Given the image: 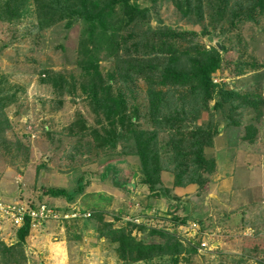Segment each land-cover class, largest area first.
<instances>
[{
    "label": "rangeland",
    "instance_id": "374dc122",
    "mask_svg": "<svg viewBox=\"0 0 264 264\" xmlns=\"http://www.w3.org/2000/svg\"><path fill=\"white\" fill-rule=\"evenodd\" d=\"M36 1L0 0V102L4 104L0 127L7 123L0 135V198L13 202L27 193L35 202L43 198L47 206L56 205L57 212L63 213L67 202L48 192L62 189L71 194L78 179L91 174L93 178L83 194L69 206L92 216L69 231L58 222H47L34 230L29 234L34 239L25 241L27 264H121L114 256L113 245L98 238V229L103 224H113L118 229L127 223L144 228L133 233L138 239L148 237L152 229H163L185 246L198 245L179 264H264V14L250 21L244 6L248 0H213L218 13V8L224 9L220 18L210 19V14L216 13L212 8L199 21L195 14H189L190 21L185 15L184 0L177 5L175 0L148 2L152 28L159 25L175 33H193L192 42L207 49L220 39L224 46L221 69L212 75L218 86L216 92L222 91L213 103L222 106L214 113L218 132L212 146L204 150L205 158L210 159L208 165L213 160L215 163L208 182L200 188H174L172 174H162L164 187L181 201L191 202L193 215L203 213L201 218L188 219L181 226L173 223L162 202L151 198L148 190L137 188L140 164L132 149L133 138L126 134L131 125L132 129L150 128L149 117L158 123L160 114L167 113V105H174L176 98L189 97L188 88L178 85L175 94L171 87L163 86L150 91L149 74L142 66H159L169 54H162L157 60L154 54L119 51L115 57L113 52L100 50L96 57L100 72L97 78L79 65L87 63L81 54L88 46L83 41L91 35L89 25L75 19L68 26L67 17L61 20L59 14L55 23L45 22L37 15ZM67 1L62 0L63 6ZM94 1L100 5L108 2ZM202 1L204 5L212 0ZM71 2L78 7L79 0ZM7 4L9 9H5ZM234 13L239 17L231 23ZM118 32L113 30V39L121 37ZM97 34L105 33L96 30V39ZM190 39V35L177 38L179 49L188 48ZM99 40L110 44L104 36ZM128 65L133 67L132 73ZM56 78L63 80L62 86ZM99 81H109L113 101L106 108L101 106V115L97 116L85 91ZM113 117L115 124L107 120L113 121ZM208 120V114L202 112L195 127L188 124L195 130ZM110 125H115L113 129L123 138L112 151L96 150L88 128L103 134ZM249 127L255 133L252 138L246 136ZM159 139L164 145L169 132L160 133ZM116 165L123 173L124 185L136 182L134 190L116 184L114 172L99 181L106 167ZM96 214L100 220L93 218ZM2 219L0 240L10 245L16 241L14 228L10 217ZM78 238L82 239L80 248L72 246ZM155 239L160 241L159 237ZM167 261L171 264L170 256L154 264Z\"/></svg>",
    "mask_w": 264,
    "mask_h": 264
},
{
    "label": "trees",
    "instance_id": "16d2710c",
    "mask_svg": "<svg viewBox=\"0 0 264 264\" xmlns=\"http://www.w3.org/2000/svg\"><path fill=\"white\" fill-rule=\"evenodd\" d=\"M144 1L145 4H139L137 0H108L107 3L100 5L94 0H79L78 7L76 8L72 2L70 3V0L64 6L62 0H38L36 1V5H38V17L44 19L45 22L55 23L57 21L55 16L59 14L61 20L67 17L68 26L72 25L75 19L83 21L87 24H83L85 26L89 25L88 29L92 30L91 35L88 38L84 37L83 41V45L88 46L83 48L84 52L81 54L85 58L84 62L87 63H79V65L82 70L97 78L100 77V72L96 57L100 50L103 52H113L115 57H117L119 51H124L126 54H154L157 56V60H159L160 55L169 54L168 59L163 58L164 62L159 66H142L149 74L148 84L151 87L150 91H155V87L157 86H163L168 89L171 87L175 94L177 93L178 85L188 88L187 93L189 92V97L187 99L176 98L174 105H167V115L160 114L161 118L158 120V123L148 116L150 118V128L138 126V128L134 127L132 129L131 125L126 134L129 138L130 136L133 138L134 145L132 149L140 164V177L137 182V188L139 186L141 189L148 190L151 198L159 200L167 207L169 216L172 215L171 220L173 223L183 226L186 225L188 219L196 220L197 218H201L203 213L193 215L195 209L191 202L181 201L172 193L171 189L165 188L162 174L165 172L172 174L174 188H184L194 185L200 188L208 182V176L213 171L215 163L212 164L214 160L211 159L213 161L208 165L210 159L205 158L204 150L212 146L213 136L218 132L214 125V113L222 106L219 103H213L214 97L222 95V91L216 92L218 86L213 83L212 75L221 69L223 54L221 51L224 50V46L223 41L220 39L218 42L220 48L214 45L207 49L203 45L192 42L193 33H175L159 25L156 28H152L149 24L150 8L148 7V2L153 1L154 3L156 0ZM178 2L179 0H175L176 5ZM184 2L186 6L185 15L190 21L192 20L189 17L191 13L195 14L199 21L202 19L204 12H208L209 14L212 8H215L216 11V1L213 0L204 5L202 0H184ZM244 6L247 11L245 14L246 19L250 21H255L254 17L264 14V0H248ZM5 9H9L8 4ZM218 10L221 14L224 12V9L218 8ZM4 13L8 16L7 12ZM220 13L216 11L214 15L210 14V19H217V16L220 18ZM238 17L239 14L234 13L231 16L230 22L232 23ZM43 27L45 26L42 25ZM96 30L102 31L105 34H97L98 38L96 39ZM113 30H118V34H121L118 40L113 39ZM187 35L191 36L190 42H187L189 46L180 50L177 38L184 39ZM102 36L109 41V45L99 40ZM128 44L129 47L127 46ZM115 60L119 61L118 58H115ZM127 68L129 73H132L133 67L128 65ZM112 79L113 77L110 76V80ZM56 80L62 86L63 80L59 78H56ZM102 83V81H99L97 84L93 83L94 87L90 91H85L89 94V103L92 111L94 110L97 116L101 115L98 113L102 108L101 106L106 108L105 106H108L106 104L113 101L111 97L112 87L108 85L109 81L107 84ZM225 93L226 95H232L229 92ZM178 101L180 105H177ZM1 102L0 111H3L2 105L4 104ZM202 112L208 114V122L201 127L198 126L200 128L192 130L195 127L194 122ZM107 120L114 122V124L116 122L115 117H113V121L110 118H107ZM6 124V122L1 124L0 135L6 129L4 126ZM160 124L163 126L160 127ZM110 126L103 134L88 128L87 133L91 135V141L94 142L93 147L96 150L112 151L116 147V142L123 138L122 134L113 129L115 125ZM164 132H169V140L164 145H161L159 136L160 133ZM252 133L255 134L251 127H249L246 130V136H251L252 138ZM165 160L167 161L165 162ZM109 172L115 173L112 178L116 184L118 183L126 187L122 181L123 173L121 174L120 170L118 171L117 165L106 167L100 173L99 181L102 182L107 179ZM89 175L91 174L78 179L76 189L71 194L62 189L50 190L48 194L53 198H62L67 204H71L75 202L74 199L77 196L83 194L84 188L93 178L92 175ZM16 199L19 202L25 203L30 209H33L37 204L47 203L43 201V198L35 202L32 197L27 196V193H22L18 198L12 199L13 202ZM1 201L9 203L8 200ZM80 214L85 215L86 212L80 211ZM88 215L86 218L80 217L69 222H64L63 225L66 230H73V227L87 222L88 218L92 216ZM99 216L96 214L93 218L100 220ZM126 225V227L115 229L113 224H103V227L98 229V238L108 240L113 245L114 256L121 264H154L168 256H170L169 262L171 264H179L181 260H186L187 255L197 250L198 245L194 246L192 244L190 246L189 244L191 243H188L185 246L179 238L165 233L163 229H152L148 237L138 239L133 233L143 231L144 228L134 223H127ZM213 227L212 225L210 228ZM13 230L16 240L14 243L7 245L0 240V264H27L24 246L30 234L29 220H26L23 227L19 229L14 228ZM155 237H159L160 241L154 240ZM80 240L82 239L80 238ZM80 240L79 238L76 239V242L72 243V246L80 248ZM184 255H186L185 258L181 257ZM167 263L168 261L164 264Z\"/></svg>",
    "mask_w": 264,
    "mask_h": 264
},
{
    "label": "built area",
    "instance_id": "2783aa9c",
    "mask_svg": "<svg viewBox=\"0 0 264 264\" xmlns=\"http://www.w3.org/2000/svg\"><path fill=\"white\" fill-rule=\"evenodd\" d=\"M56 207H49L44 203L35 205L32 209L28 208L23 202H9L3 203L0 200V220L2 216L8 220L10 217L11 227L19 229L24 226L26 220H29L30 231L34 232L36 229H40L44 223L47 222H58L64 223L70 220H74L80 217H88V214H80L71 209L70 206H66V211L63 213L57 212ZM202 246H205L202 244Z\"/></svg>",
    "mask_w": 264,
    "mask_h": 264
},
{
    "label": "water",
    "instance_id": "95a60500",
    "mask_svg": "<svg viewBox=\"0 0 264 264\" xmlns=\"http://www.w3.org/2000/svg\"><path fill=\"white\" fill-rule=\"evenodd\" d=\"M215 45L217 46V47H219V44L218 43H215ZM220 48V47H219ZM134 185H135V181H131V183L129 184V185H127L126 187H127V190L128 191H132V190H134Z\"/></svg>",
    "mask_w": 264,
    "mask_h": 264
},
{
    "label": "crops",
    "instance_id": "0c3cea01",
    "mask_svg": "<svg viewBox=\"0 0 264 264\" xmlns=\"http://www.w3.org/2000/svg\"><path fill=\"white\" fill-rule=\"evenodd\" d=\"M70 205H71V204H70ZM66 206H69V204H67ZM54 207H57V206H54ZM50 223H51V222H50ZM54 223H56V222H54ZM63 227H64V225H63ZM40 231H41V230H40ZM34 232H35V231H34ZM43 232L45 233L46 231H44V230L41 231V233H43ZM31 233H32V231H30V234H31ZM45 235L47 236V234H45ZM28 238H29V239H34V237H32L31 235L28 236L27 239H28ZM54 244H55V243H54ZM61 244H62V243H61ZM56 245H57V244H55V246H56ZM55 246L51 247V249L53 250Z\"/></svg>",
    "mask_w": 264,
    "mask_h": 264
},
{
    "label": "clouds",
    "instance_id": "9594fccd",
    "mask_svg": "<svg viewBox=\"0 0 264 264\" xmlns=\"http://www.w3.org/2000/svg\"><path fill=\"white\" fill-rule=\"evenodd\" d=\"M136 183V182H135ZM135 186H136V184H135ZM44 204H46V203H44ZM54 206H56V205H52V207H54ZM57 208V210L59 209L58 207H56ZM71 221V220H70ZM67 222H69V221H67ZM61 224H63V223H61Z\"/></svg>",
    "mask_w": 264,
    "mask_h": 264
}]
</instances>
